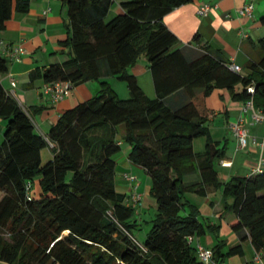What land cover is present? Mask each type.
Segmentation results:
<instances>
[{
	"label": "trees",
	"instance_id": "16d2710c",
	"mask_svg": "<svg viewBox=\"0 0 264 264\" xmlns=\"http://www.w3.org/2000/svg\"><path fill=\"white\" fill-rule=\"evenodd\" d=\"M192 0H61L67 11L69 58L36 68L45 84L97 81L99 93L65 111L49 135L33 122L43 108H25L2 84L8 60L0 55V261L8 264H204L190 238L213 234V264L243 256L250 241L264 258V169L228 181L216 168L227 142L213 140V112L204 101L220 92L224 105L253 102L264 110V38L261 57L246 74L206 50L188 59L176 49L178 38L164 24L174 9ZM119 10L113 12L114 5ZM30 0H0V33L15 13H28ZM264 25V17L261 18ZM198 37V36H196ZM1 41V38H0ZM145 56L156 98H149L129 69ZM126 82L120 99L106 78ZM250 89H254L251 93ZM184 90L189 102L176 110L165 99ZM206 138L205 150L194 141ZM122 143L129 160L151 180L156 215L143 242L136 239V209L116 186V156ZM52 150L43 165L42 149ZM199 172L200 180L184 177ZM221 190V217L241 242L228 246L222 224L203 222L186 193L207 196ZM228 248V249H227ZM227 249V251H225ZM246 264H261L249 262Z\"/></svg>",
	"mask_w": 264,
	"mask_h": 264
},
{
	"label": "crops",
	"instance_id": "0c3cea01",
	"mask_svg": "<svg viewBox=\"0 0 264 264\" xmlns=\"http://www.w3.org/2000/svg\"><path fill=\"white\" fill-rule=\"evenodd\" d=\"M30 2V11L26 14L15 13L5 30L0 33L1 41L6 47L21 45L26 50L21 62L7 58L9 70L3 76L2 84L23 106L25 101L28 108H43V111L34 117L33 122L37 131L47 137L51 127L61 115L96 96L100 91V84L97 81H90L73 86L70 96L59 103H52L49 97L43 94L45 82L41 79L34 81L32 87L26 89L33 70L63 63L69 58V50L61 46V43L68 38L67 11L63 8L61 0H30ZM249 3L254 5L252 17H241L239 10ZM204 4L218 7L212 9L208 15L200 16L198 9ZM117 10L119 6L115 4L112 11L115 13ZM262 17H264V0H192L191 3L176 8L165 16L164 24L178 38L176 49H180L188 59H193L208 50L219 55L226 62L238 65L241 72L246 74L247 63L251 60L258 61L261 57L259 40L264 38ZM129 72L136 77L139 86L149 98H156L148 61L142 67L137 64L129 69ZM13 80L16 82L14 88L11 85ZM105 80L119 98L130 96L128 88H122L121 92L118 90L119 79L109 77ZM13 89H17L18 93ZM189 101V96L184 90L165 99L166 105L173 110ZM204 106L213 112L208 122L213 140L220 143V147L227 142L225 157L216 162V168L227 181L233 177L252 175L259 166L261 155L264 156V148L261 146L264 138V121H256L251 110L244 111V103L226 107L218 91L204 101ZM256 111L264 116L263 109ZM236 123L249 132L248 144L244 149L240 148L237 137L230 129V125ZM205 145L206 138H197L193 144L194 152L197 154L204 152ZM130 152L131 147L122 143V151L115 158L116 186L119 191L121 189V192L126 194L127 199L131 198L134 188L137 187L136 192L141 199L134 207L135 220L139 224V232L144 231L147 236L149 222L153 219V217L146 219L147 213L155 206V200L150 194L151 180L142 167L129 160ZM223 163L229 165L224 167ZM190 175L194 178H189L187 181L186 177ZM190 175L184 177L185 183L199 182L198 171ZM126 176H134L136 181L133 182ZM185 198L199 210L201 221L222 224L223 238L227 240L228 246H235L241 242V235L233 233L227 226L232 216L228 215L226 220L221 217V190H210L207 196L187 193ZM148 199L150 205L147 203ZM216 242V237L211 233L193 239V245L201 244L208 248H214ZM243 249V256L230 257L226 259L225 264L258 263V254L249 240L243 243ZM260 263L264 264V258H261ZM0 264L8 263L0 261Z\"/></svg>",
	"mask_w": 264,
	"mask_h": 264
},
{
	"label": "built area",
	"instance_id": "2783aa9c",
	"mask_svg": "<svg viewBox=\"0 0 264 264\" xmlns=\"http://www.w3.org/2000/svg\"><path fill=\"white\" fill-rule=\"evenodd\" d=\"M217 5H210V4H204L198 9V15L200 16H206L212 9H216ZM254 12V5L252 3H249L245 5L243 8L239 10V15L241 17H252ZM26 53V50L21 45L16 46H10L6 47L2 41H0V55L5 58H11V60L15 62H21L23 60V57ZM230 69L235 72H240L241 68L236 64H231ZM12 87L14 88L16 86V82L12 81ZM73 89V84L70 82H55V83H49L45 84L43 87V94L49 97L50 101L52 103H59L65 100L67 97L70 96L71 91ZM251 93L254 92V89H250ZM251 110L253 112L254 119L256 121H264V116L260 115L256 109L254 108L253 102L250 101L245 104L244 111ZM230 129L233 134L238 139L240 148L244 149L247 147L248 144V138H249V132L243 128L239 123L231 124ZM262 148H264V138L261 143ZM228 163H223L224 167H227ZM264 166V156L261 155L260 162L258 168L254 171H261ZM127 179L131 181H136V178L134 176H126ZM137 188V187H136ZM136 188H134L131 198H129V205L132 207H135L141 199V196L136 192ZM190 242H193V239L190 238ZM197 249V255L200 260V262L204 264H213V257L214 252L211 248L205 247L201 244H198L196 246ZM258 263L261 262V256L258 255L257 257Z\"/></svg>",
	"mask_w": 264,
	"mask_h": 264
},
{
	"label": "rangeland",
	"instance_id": "374dc122",
	"mask_svg": "<svg viewBox=\"0 0 264 264\" xmlns=\"http://www.w3.org/2000/svg\"><path fill=\"white\" fill-rule=\"evenodd\" d=\"M145 63H147V61H146V57L145 56H142V57H140V59H139V61H138V66L139 67H142V66H144L145 65ZM117 84H119V86H118V90L121 92L122 91V88L124 89V88H128L127 87V84H126V82H124V81H121V80H119V81H117ZM13 91H15L16 93H18V90L17 89H13ZM127 98H129V96L128 97H126V98H123V97H121L120 99H127ZM23 104H24V106L25 107H27L28 108V104H27V102H25V101H23ZM38 120V119H37ZM43 151H42V163H43V165L44 164H46L50 159H51V157H52V150H51V148L50 147H48V146H46L45 148H43L42 149ZM187 178V181L189 180V178H194L192 175H190V176H188V177H186ZM192 180V179H191ZM141 180H139V183H141L140 182ZM137 183H138V180H137ZM120 191H122L121 189H120ZM187 194V193H186ZM185 194V195H186ZM153 198V197H152ZM154 199V198H153ZM155 200V199H154ZM150 199H148L147 200V203H148V205H150ZM154 208L152 209V211L151 212H148L147 213V218L146 219H150V217H153L154 218V216L156 215V202L154 201ZM150 209V208H149ZM150 229V228H149ZM135 236H136V239L138 240V241H140V242H143L144 241V239H145V232L144 231H142V232H139V230H136L135 232Z\"/></svg>",
	"mask_w": 264,
	"mask_h": 264
}]
</instances>
